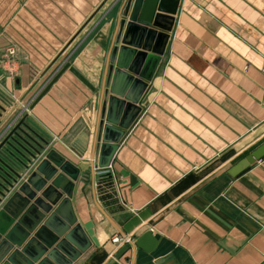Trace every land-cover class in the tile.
<instances>
[{
    "label": "crops",
    "instance_id": "0c3cea01",
    "mask_svg": "<svg viewBox=\"0 0 264 264\" xmlns=\"http://www.w3.org/2000/svg\"><path fill=\"white\" fill-rule=\"evenodd\" d=\"M120 7L121 0H0V140L25 115L22 130L44 142L27 169L25 152L5 147L12 170L23 172L0 206L53 150L79 171L69 206L89 247L70 264H264V157L235 177L225 173L264 141V0L178 1L139 111L102 170L90 161L91 144ZM64 62L93 90L65 70L29 109ZM87 171L85 182L80 175ZM96 172L110 179L120 206L105 212L108 219L91 184ZM41 222L22 243L30 256L39 251L30 240ZM147 229L153 250L133 249ZM113 235L129 242L113 244Z\"/></svg>",
    "mask_w": 264,
    "mask_h": 264
},
{
    "label": "water",
    "instance_id": "95a60500",
    "mask_svg": "<svg viewBox=\"0 0 264 264\" xmlns=\"http://www.w3.org/2000/svg\"><path fill=\"white\" fill-rule=\"evenodd\" d=\"M178 1L121 0L102 82L99 120L96 124L95 138L91 144L90 161L95 162L96 169L104 170L108 167L118 147V141L133 123L139 111V101L163 53L173 24V17L176 15ZM65 70L83 86L93 90L91 85L70 66L69 62H64L35 94L27 105L29 109ZM24 119L25 115L0 140V202L17 180L21 179L20 174L23 172L18 168H16L18 172L12 170L10 166L13 164L8 158L11 153L5 147L17 152L13 147L15 145L25 152L28 158L26 159L27 164H22L23 169H27L28 164H32L31 161H34L43 150V141L35 142L22 130L21 127L26 128L23 124ZM87 147L88 139L84 142V150ZM262 157H264V141L229 166L225 173L231 178L235 177ZM92 167L93 164L90 169H93ZM78 173L77 167L53 150H48L33 170L21 181L17 189L9 194L0 206V264H46L47 261L52 264H70L89 247V242L80 226L74 224L75 218L69 206L71 181L76 180ZM100 173L102 172H96V180H91V184L97 201L105 211L99 205L97 207L107 218L105 212L120 210V206L114 197L110 179L106 177V174ZM65 177L69 181H66ZM80 179L88 181L89 172H82ZM46 181H50L49 186L41 192L40 198L29 204V200L34 196L33 191L42 189ZM62 182L64 183L61 184ZM56 189L64 195L61 200H59L61 196L59 192H55L51 198ZM41 199H44L47 204H43ZM56 202L55 208L50 212V205H55ZM45 215L47 216L44 218ZM40 222L41 225L30 240L38 241L39 251L30 256L28 254L29 243L23 245L22 243L28 233ZM29 223H32V226H28ZM18 231L22 233L25 231L23 237H17ZM75 233H79L82 239H77ZM39 235H42L44 239H37ZM58 237H62V240L56 243ZM155 245L156 240L148 229L131 244L133 249L137 248L145 253L152 251ZM13 246L19 250H14ZM51 246L53 247L50 248ZM47 249L50 250L47 251ZM126 249V246H122L115 256L118 258ZM43 255L45 256L40 258Z\"/></svg>",
    "mask_w": 264,
    "mask_h": 264
},
{
    "label": "built area",
    "instance_id": "2783aa9c",
    "mask_svg": "<svg viewBox=\"0 0 264 264\" xmlns=\"http://www.w3.org/2000/svg\"><path fill=\"white\" fill-rule=\"evenodd\" d=\"M9 54H11V52H9ZM13 60L12 59H8L6 62H5V66H6V72L9 74V75H12L13 73ZM261 72L263 73L264 75V59L262 61V64H261ZM27 107L25 106L24 107V110L26 109ZM110 242L113 243V244H124V243H128L129 240L128 239H123L117 235H113L111 238H110Z\"/></svg>",
    "mask_w": 264,
    "mask_h": 264
}]
</instances>
